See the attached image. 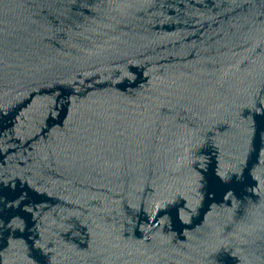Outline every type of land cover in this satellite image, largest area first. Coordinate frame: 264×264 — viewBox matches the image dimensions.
Instances as JSON below:
<instances>
[{"label":"water","instance_id":"95a60500","mask_svg":"<svg viewBox=\"0 0 264 264\" xmlns=\"http://www.w3.org/2000/svg\"><path fill=\"white\" fill-rule=\"evenodd\" d=\"M0 264H264V0H0Z\"/></svg>","mask_w":264,"mask_h":264}]
</instances>
